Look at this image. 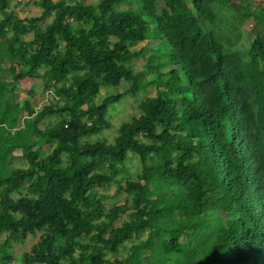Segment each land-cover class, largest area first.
<instances>
[{"label": "trees", "instance_id": "16d2710c", "mask_svg": "<svg viewBox=\"0 0 264 264\" xmlns=\"http://www.w3.org/2000/svg\"><path fill=\"white\" fill-rule=\"evenodd\" d=\"M191 2L37 0L40 15L20 18L0 0V74L4 60L11 74L0 77V264H264V28L238 47L240 22L264 13L250 0ZM150 39L153 81L131 63L142 51L130 46ZM21 80L59 99L37 110L17 99ZM150 83L156 94L108 142L111 106ZM101 87L116 92L97 102ZM113 182L128 196L107 206L97 188ZM38 231L12 262L13 244Z\"/></svg>", "mask_w": 264, "mask_h": 264}, {"label": "rangeland", "instance_id": "374dc122", "mask_svg": "<svg viewBox=\"0 0 264 264\" xmlns=\"http://www.w3.org/2000/svg\"><path fill=\"white\" fill-rule=\"evenodd\" d=\"M37 0H11L10 10H12L15 15L20 18L24 17H33L38 16L41 13L40 7L36 5ZM99 0H85L87 3H97ZM188 7H192L191 0H184ZM227 2L239 3V0H227ZM251 2V9L256 11L257 9L262 10L264 13V0H250ZM240 9V7H239ZM242 9V8H241ZM243 10V9H242ZM234 15H240L238 12H235ZM52 18L49 17L45 20V22H49ZM259 23L264 28V18L259 20L255 19V17H251L245 21L240 22L239 31L241 33L242 40L238 43L239 49L247 50L253 39L255 38L253 27L254 25ZM40 26H44V23H40ZM33 37V32L27 34L24 39L28 40ZM158 41L150 39L139 41L134 43L130 46L131 50L133 51H142L141 54L135 57L132 60V65L135 72H141L142 78L147 81H153L157 79L156 73L149 69L146 65L148 59L154 49L157 47ZM144 46V50L141 48ZM157 59H153L152 63L155 64ZM4 70L0 74L1 79H8L10 78V63L7 60L3 61ZM21 65L18 64V67ZM61 83H58V86ZM38 86V80L30 82L29 80H21L19 81L18 85L16 86V97L18 100H22L24 97L30 99L32 105L37 109H41L44 105L53 103L59 99V94L51 87L49 90L44 92H39L35 88ZM32 88L33 91L31 93L27 92V89ZM123 88H119L118 91H122ZM116 90L112 88H105L101 87L100 93L96 98L97 102H100L108 93H115ZM157 92V86L153 83L147 84L145 88L140 90L137 95L135 96H125L119 102L113 104L109 111L108 119L111 123V127L109 129H104L100 132V135H103L107 138L108 142H112L114 137L117 135L119 125L124 122L130 120V118L134 115H138V105L141 100H143L147 96L155 95ZM62 102V101H61ZM56 118L54 116H50L45 118L41 123L40 127H44L48 122H55ZM52 149V144L47 143L43 146L44 154H47ZM16 159L14 163L18 166L25 165L26 161L20 151L16 150L15 152ZM127 171L133 172L138 171L140 169V164L136 156L131 155L129 161H127ZM101 193L106 196L105 203L106 205H110L112 203H123L125 197L128 195L125 192L118 191V185L113 182L106 186H100L97 188ZM127 214H122L121 218L116 221V225L120 224L122 220L127 219ZM42 231H38L35 235L29 234L24 242H16L13 244L12 247V255L13 260L12 262H20L21 255L24 251L29 250L32 243L36 242L39 238ZM145 233H139L135 235V238L141 239L145 237ZM5 234H0V239H3ZM132 242L126 243L127 245H131ZM125 251L123 248L120 249L118 256H123Z\"/></svg>", "mask_w": 264, "mask_h": 264}]
</instances>
